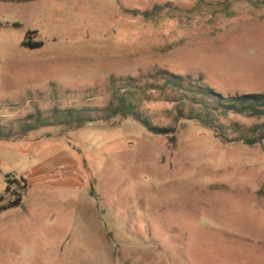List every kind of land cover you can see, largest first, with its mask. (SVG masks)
Instances as JSON below:
<instances>
[{
  "label": "rangeland",
  "instance_id": "1",
  "mask_svg": "<svg viewBox=\"0 0 264 264\" xmlns=\"http://www.w3.org/2000/svg\"><path fill=\"white\" fill-rule=\"evenodd\" d=\"M259 1L0 0L2 123L102 108L112 78L156 70L264 94ZM142 109L176 133L117 118L0 141V207L20 190L8 181L29 184L0 213V264H264V140L226 143L159 96ZM223 121L264 132V117Z\"/></svg>",
  "mask_w": 264,
  "mask_h": 264
},
{
  "label": "trees",
  "instance_id": "2",
  "mask_svg": "<svg viewBox=\"0 0 264 264\" xmlns=\"http://www.w3.org/2000/svg\"><path fill=\"white\" fill-rule=\"evenodd\" d=\"M259 3V0H225ZM157 6L155 11L159 10ZM151 13L144 12L149 17ZM19 28L20 24L13 25ZM36 32H28L27 37ZM34 37V38H35ZM33 38V39H34ZM43 42L31 41L23 43L29 49H39ZM155 96L174 104L176 119L195 121L204 127L214 130L217 137L226 143L241 142L254 146L264 140L261 127L244 128L239 123L226 125L223 119L229 114L244 115L250 118L264 117V94H246L234 97H224L208 86L198 83L191 78L170 73L167 70H156L154 74L141 78L115 79L110 82V99L106 106L86 108H54L48 112L36 111L26 119H17L10 124L2 123L0 118V141H11L28 135L41 128L64 126L69 130H79L98 121L110 122L117 118L134 119L148 132L157 136H173L176 128L156 125L142 109L145 103L152 101ZM8 190L16 186L19 191L13 194V199L0 207V213L21 206L29 188L28 180L8 181ZM23 184V185H22Z\"/></svg>",
  "mask_w": 264,
  "mask_h": 264
}]
</instances>
